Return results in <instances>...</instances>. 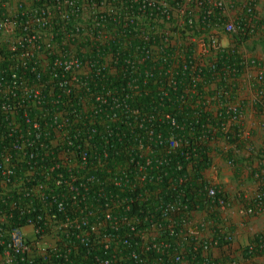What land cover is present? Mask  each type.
<instances>
[{"label":"built area","instance_id":"2783aa9c","mask_svg":"<svg viewBox=\"0 0 264 264\" xmlns=\"http://www.w3.org/2000/svg\"><path fill=\"white\" fill-rule=\"evenodd\" d=\"M130 1L136 4L137 13L128 14L129 24H137L135 19L140 20L149 10L160 9L166 20L176 15L180 27L192 30V42L199 54L222 49L240 54L242 72L230 69L222 92L224 139L232 150L228 164L264 161V149L253 145V131L243 125V103L237 98L239 93H251L252 100L264 105V50L258 51V45L256 53L249 52L252 43L264 40V0ZM114 13L107 0H0V264H196L188 260L183 242H192L191 254L208 258L225 239L233 241L229 227L214 219L234 206L235 199L219 196L221 189L207 177L211 167L205 173V191L210 199L205 210L187 212L179 225L176 217H169L165 230L154 224L141 227V219L130 214V203L148 197L147 192L139 198L107 199L99 212L86 204L74 184L67 185V194H50L48 177L53 164L42 171V181L35 180L36 163L47 161L52 156L50 144H57L51 136L52 117L46 122L45 112L42 115L48 110L47 100L53 104L48 93L56 79H61L58 86L63 92H69L67 84L77 81L82 68L75 52L64 47L77 40L87 41L93 30L105 25V20L97 17ZM211 15H217L213 25L208 23ZM55 31L63 32L61 49L55 45ZM242 37L245 40H240ZM59 69L62 75L57 74ZM63 73L69 74V79ZM239 81L242 87H233ZM263 128L264 120L260 133ZM178 145L171 139V148ZM62 158L69 162L66 154ZM87 160L88 155L82 153L77 161L84 167ZM20 169L25 171L23 176ZM260 173L253 171L252 175L256 179L263 175V185L256 195L240 199L241 215L264 213V173ZM136 175L140 187L150 178L143 167ZM121 176L127 178L126 172ZM87 179L90 184L96 181L91 176ZM55 181L56 187L63 186L61 176ZM184 181V176L179 178L180 184ZM114 185L121 187L117 179ZM158 205L164 219L188 210L177 200ZM218 230L220 241H215ZM163 232L175 241L161 238Z\"/></svg>","mask_w":264,"mask_h":264},{"label":"trees","instance_id":"16d2710c","mask_svg":"<svg viewBox=\"0 0 264 264\" xmlns=\"http://www.w3.org/2000/svg\"><path fill=\"white\" fill-rule=\"evenodd\" d=\"M107 2L115 13L97 17L105 20L104 27L93 30L87 41L77 40L70 42L71 47H64L65 51L75 52L82 68L77 81L67 84L69 92L65 94L58 86L61 79H56L48 93L53 104L47 100L48 110L42 115L45 112L46 122L52 117L51 136L57 144H50L52 156L47 161L36 163L34 178L42 181V171L53 164L48 177L50 194H67V185L74 184L86 204L99 212L107 199L139 198L147 192L148 197L130 203V214L141 219V227L154 224L165 230L169 217H176L179 225L187 212L204 211L210 202L205 173L213 162V144L225 138V75L232 68L242 72L241 57L225 49L199 54L192 42V30L180 27L176 15L166 20L155 8L140 20L135 19L137 24H129L128 14L137 13L136 4L130 0ZM216 22L217 15L209 16V24ZM55 33V45L61 49L63 32ZM252 44L254 49L264 45V40ZM62 71L57 70V74L62 75ZM68 75L65 73L64 78L69 79ZM171 139L179 145L171 148ZM82 153L88 155L84 167L77 161ZM63 154L69 162H65ZM141 167L150 177L143 187L136 175ZM123 172L127 178L121 176ZM20 173L23 176L24 169ZM60 176L63 186L56 187L55 180ZM90 176L96 180L92 184L87 182ZM183 176L185 181L180 184ZM115 179L121 187L114 185ZM223 194L219 190V196ZM174 200L187 205L188 210L162 218L158 204ZM219 234L218 230L215 241H220ZM167 237L175 241L163 232L161 238ZM231 243L225 239V252H232ZM263 243L264 233L256 235L242 248V257L264 255ZM183 245L189 261L220 264L215 254L208 258L191 254L192 242ZM150 254L155 258V253ZM235 259L225 255V263Z\"/></svg>","mask_w":264,"mask_h":264},{"label":"crops","instance_id":"0c3cea01","mask_svg":"<svg viewBox=\"0 0 264 264\" xmlns=\"http://www.w3.org/2000/svg\"><path fill=\"white\" fill-rule=\"evenodd\" d=\"M234 85L237 88L242 87L240 81L233 84V87ZM236 93L237 91H235V94ZM237 98L243 103L241 110L243 111V125L246 126V128H251L253 131V145L264 149V128L261 133L259 132L260 122L264 120V105L261 106L256 100H252L254 97L251 96V93H239ZM215 144L216 146L213 145V162L211 170L207 173V177L213 184L217 185L228 198L231 199L235 197L236 199L234 206L225 210V212L221 211L223 215L218 217L215 216L214 219L216 222L221 220L220 223L229 227L233 235V241L231 243L232 252L235 254H231V251L225 252V250H227V248L225 249V244H223L221 248L215 249V254L220 264H264V255H254L251 258H243L241 254L242 248L250 244V240L256 235L264 233V213L249 216L239 213L240 199L256 195L263 185V175H261V178L256 179L253 177L252 173L253 171L264 173V161H238L235 166H230L228 160L232 155V150L229 149L230 147L225 142V139L224 141L219 140ZM208 218L211 217L208 216ZM225 255L228 257L232 255L236 259L232 263H225Z\"/></svg>","mask_w":264,"mask_h":264},{"label":"rangeland","instance_id":"374dc122","mask_svg":"<svg viewBox=\"0 0 264 264\" xmlns=\"http://www.w3.org/2000/svg\"><path fill=\"white\" fill-rule=\"evenodd\" d=\"M224 43H225V42H224ZM224 45H225V44H224ZM252 45H253V44H252ZM260 46H261V47L258 49V46L256 45L258 51H263V50H264V45H261V44H260ZM249 48H251V49H249V50H250V51H249L250 53H251V52L256 53V51H254V49L252 48V46H249ZM263 53H264V51H263ZM263 56H264V55H263ZM263 58H264V57H263ZM233 199H235V197H233ZM235 200H236V199H235Z\"/></svg>","mask_w":264,"mask_h":264}]
</instances>
